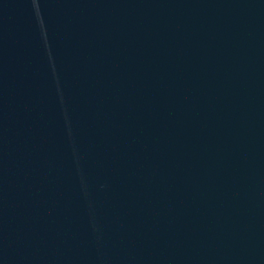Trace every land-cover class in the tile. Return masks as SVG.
<instances>
[{"label":"water","instance_id":"water-1","mask_svg":"<svg viewBox=\"0 0 264 264\" xmlns=\"http://www.w3.org/2000/svg\"><path fill=\"white\" fill-rule=\"evenodd\" d=\"M0 264H264V0H0Z\"/></svg>","mask_w":264,"mask_h":264}]
</instances>
